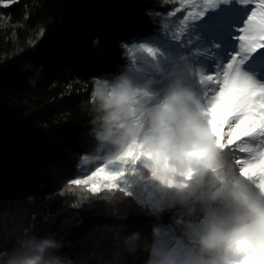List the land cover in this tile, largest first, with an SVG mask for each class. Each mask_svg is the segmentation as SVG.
I'll return each mask as SVG.
<instances>
[{
  "label": "trees",
  "instance_id": "trees-1",
  "mask_svg": "<svg viewBox=\"0 0 264 264\" xmlns=\"http://www.w3.org/2000/svg\"><path fill=\"white\" fill-rule=\"evenodd\" d=\"M170 1L0 0V253L52 236L63 247L46 257L143 264V235L157 222L151 208L122 190L91 194L70 181L97 147L87 104L93 78L129 71L131 48L159 34L158 20L175 9ZM180 216L166 208L162 223L174 234ZM135 231L142 240L130 252L125 237Z\"/></svg>",
  "mask_w": 264,
  "mask_h": 264
},
{
  "label": "clouds",
  "instance_id": "clouds-1",
  "mask_svg": "<svg viewBox=\"0 0 264 264\" xmlns=\"http://www.w3.org/2000/svg\"><path fill=\"white\" fill-rule=\"evenodd\" d=\"M87 104L89 134L107 150L104 159L119 163L139 145L144 165L156 170L157 191L168 195L183 217L173 234L162 223L164 202L150 209L157 222L150 236L143 235V264H242L253 251L259 260L264 187L229 161L204 97L185 77L177 74L163 88L142 83L129 71L94 77ZM69 191L79 196L84 190ZM141 240L135 231L125 245L135 252ZM61 247L52 236H33L20 249L0 253L7 257L0 264H75L62 254L46 257L49 249Z\"/></svg>",
  "mask_w": 264,
  "mask_h": 264
},
{
  "label": "rangeland",
  "instance_id": "rangeland-1",
  "mask_svg": "<svg viewBox=\"0 0 264 264\" xmlns=\"http://www.w3.org/2000/svg\"><path fill=\"white\" fill-rule=\"evenodd\" d=\"M170 2L176 5L175 9L168 16L158 20L157 25L160 30L156 35L157 38L134 44L131 48L129 72L135 74L140 82L147 83L153 88H163L170 78L179 74L204 97L211 75L219 74L224 71L227 63H231L228 60L229 55H234L230 52L236 48L235 42L231 39L237 34L234 29L242 26L253 8L257 12L261 10L260 0H227V2L225 0H171ZM203 6L215 11H209L204 20L194 25V28L202 34L206 42L214 41L210 46L200 43L199 34L190 27L192 20L197 19L192 15ZM185 16L188 17L187 20H183ZM253 62H264V50H261L258 56H254ZM260 139L257 133L252 141H245L242 145L252 149L250 156L246 153L226 152L229 161L239 173L243 174L234 162L236 157L256 156L257 149L260 148ZM253 141H255V147H253ZM106 151L97 146L92 154L85 156L76 169L77 178L83 179L95 167L106 164L108 171L126 173V177L119 181L123 187L121 190L126 192L124 189H130L129 195L141 204L152 208L156 203L164 202L166 208H176L179 212L178 205L169 204L168 195L157 191L154 183L156 170L144 165L143 158L146 154L139 145L135 148L130 147L119 163L104 159ZM182 219L183 217L180 216L178 220ZM250 257L251 264H262L255 251Z\"/></svg>",
  "mask_w": 264,
  "mask_h": 264
},
{
  "label": "snow or ice",
  "instance_id": "snow-or-ice-1",
  "mask_svg": "<svg viewBox=\"0 0 264 264\" xmlns=\"http://www.w3.org/2000/svg\"><path fill=\"white\" fill-rule=\"evenodd\" d=\"M16 2V0H12ZM227 2V0H225ZM7 6V4H5ZM260 11L253 8L247 15L242 26L234 29L235 35L231 39L235 42L236 48L229 55L231 63H227L224 71L219 74L211 75V81L205 89V102L208 106V112L216 125L220 143L225 152L246 153L249 156L252 149L244 147L245 141H252V138L258 133L260 139V148L257 149V155L253 158L247 156H238L235 164L238 169L247 174V177L257 182L260 187H264V62H253L254 56H258L261 50H264V0H260ZM209 11H215L212 8L203 6L192 17L190 27L197 32L200 37V43L210 46L214 41L206 42L194 25H197L207 16ZM185 16L183 20H187ZM157 37L145 36L143 39L151 41ZM93 45L98 47L99 41H93ZM222 76V79H221ZM255 147V141H253ZM108 165L95 167L94 170L83 179L73 178L70 181L72 186H83L89 193L98 194L100 191L121 190L123 187L119 181L126 177L124 172H114L106 170ZM131 194L130 189H124ZM54 199V195L45 197V200ZM27 202L35 203V198L27 197ZM135 203V201H133ZM46 213L42 219L45 222L54 220L61 214ZM5 216L7 213L4 214ZM31 221L37 219V213L32 212ZM69 221H65L68 223ZM34 229V224L28 227V230ZM251 259L245 257L242 264H246ZM264 264V255L260 256Z\"/></svg>",
  "mask_w": 264,
  "mask_h": 264
}]
</instances>
